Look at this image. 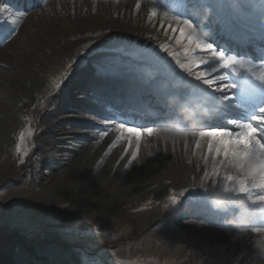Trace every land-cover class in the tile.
I'll use <instances>...</instances> for the list:
<instances>
[{
    "label": "rangeland",
    "instance_id": "obj_1",
    "mask_svg": "<svg viewBox=\"0 0 264 264\" xmlns=\"http://www.w3.org/2000/svg\"><path fill=\"white\" fill-rule=\"evenodd\" d=\"M155 2L157 7H162ZM40 22L41 25L46 24L42 18ZM16 37L12 41L13 47L0 55V244L10 248L54 247L61 254L58 264H247L241 258L236 259L234 251L217 247L216 240L222 243L225 237H230L216 234L209 236L208 243H202L201 239L206 238L203 235L205 231L185 233L186 228H170L172 226L166 222L168 213L175 206L193 199L194 192L202 184L210 183L211 178L209 175H205L204 179L199 176L197 183L182 178L195 187L175 186L172 180L160 174L161 167L166 170L172 167L168 154L164 157L148 156L143 145L139 144L138 151L137 144L132 145L131 149L138 153L141 162L128 170L120 167L115 172L105 173L103 183L111 184V188L91 181L88 171H83L76 183L67 180L65 183L48 168L54 156L58 159L65 157L62 169L67 165V153L58 149H74L77 146L85 153L86 147L90 148L93 141L86 137V132L95 129H86L70 141L65 140L63 134L72 133L71 125H62L56 138L50 137L48 141L44 138L48 135L41 136L43 122L35 114V111L41 110L37 108L44 102L42 97L63 86L80 64L84 66V61L93 62L111 54L114 57L123 55L124 66L132 70L136 62L130 58L142 56V46L135 42L130 50L127 44L129 38L118 36L115 39L116 36H111L113 41L105 44L110 48L109 55L104 54L105 51H101L98 45H95V50L92 47V50L82 53L76 51L74 58L53 54L44 63L47 71L41 78H26L31 86L44 87L39 88L41 94H38L25 89L23 72L15 66L18 61H27L26 51L32 50V45L41 41V33L36 38L24 37L23 34L22 38L19 35ZM137 46L141 47L140 51L136 50ZM91 108L94 109L93 106ZM68 110L66 113L58 111V117L61 120L63 117L76 118L78 112L83 115L82 109L74 110V114L70 111L71 107ZM85 118L92 117L86 115ZM80 136L83 138L79 139ZM52 140L55 144L49 153L50 161L48 159L46 163L41 160L42 154L37 146ZM128 148L129 145H125L123 150ZM204 151L207 156V149ZM68 155L72 156V153ZM87 157L85 169L89 164L96 168L99 166L98 161L95 164L92 151ZM108 160L103 163H109ZM193 161L205 163L200 158ZM207 174H211V170ZM213 176L216 186L225 185L223 179ZM120 184L125 190L116 194L115 188H120ZM149 184L152 186L147 188ZM172 198L176 199V205L171 203ZM144 210H147V215L141 218L137 213ZM1 258L0 255V264ZM39 260H44V257ZM6 263L9 264L8 261Z\"/></svg>",
    "mask_w": 264,
    "mask_h": 264
},
{
    "label": "bare ground",
    "instance_id": "obj_2",
    "mask_svg": "<svg viewBox=\"0 0 264 264\" xmlns=\"http://www.w3.org/2000/svg\"><path fill=\"white\" fill-rule=\"evenodd\" d=\"M7 1L11 0H4V3ZM35 1L24 0L19 4L18 7H25V11L20 14L21 17H18V19H16L17 16L14 17V20L16 21L11 26V30L14 25L17 27V30L15 31L14 36L11 37L10 41L8 40L6 42L9 43L0 48V55H4L7 49L13 47L12 41L17 38L16 36L19 35V37L22 38L23 34L24 37L30 36L32 38H36L37 35L39 36L41 33V41L33 44L32 50L26 51L27 61L25 63L18 61L17 66H15L16 68L21 69L23 72L22 82L26 90L30 92L36 91L38 94H41V90L39 88L44 87H33L29 83H27L26 78H41V76H43L47 71L44 63L52 58L53 54L58 53L59 55H69L71 56V58H74V56H76V51H81L82 53L84 51L90 50L93 46L98 45L99 48L102 49L101 51H105L104 54L109 55L110 48L105 44L113 41L111 39V36H116L115 39H117L118 36H126L127 38H129L127 39V44L129 45L128 48L130 50L135 45V42L142 46L143 50H141V47L139 46L136 47L137 51H143L142 56L137 57L136 61L143 73H146L148 71V74L146 76L145 74H142V76L137 79L131 74L132 71L128 70L124 66V62L118 61L117 57H104L102 59L96 60L95 62H89L87 67L71 75L65 82L66 84H64L63 86L56 85L58 87L55 91H53L49 95H45L42 97V100H44V102H41L40 106L37 108L38 110L41 108V110L35 111V114L43 122V129L41 130L43 132H41V136L48 135L44 137L48 141L50 140V137L54 139L56 138L57 132L61 130L63 122L69 124L65 120L61 121V119H58V115L56 112H58L59 110H64V108L66 107L64 102L67 100V98L72 96V93L73 91H75V89L77 90L78 94L83 95L86 100L91 101L97 99L99 101H102L101 97H103V106L105 108L112 109L122 116L133 115L142 118L145 124L149 123L150 121H158L144 117V114L147 112L155 114L161 112V110L157 107L145 104V96L147 93L146 89L143 87L138 88L137 85H142L143 80L148 79V83H151L155 93H165V91L170 88L174 90L175 85H170L169 83L164 81H161L159 82V84H157L153 80L157 75V66L155 60L156 58H158V56H164L165 59L171 60L173 64H175V60L184 62L187 59V56L184 55L185 49L187 48V39L185 37L179 44L176 43V40L180 35L179 27L175 24L174 21L163 19V14L166 11L162 7H157V15L150 19V0H139L140 8L136 7L137 0H134L133 3H91L85 0H55L54 2L50 1L45 3L38 10L33 9L31 11H28L33 8L29 7L28 4ZM45 1L47 0L42 1L40 5H42ZM170 1L172 2L173 0ZM212 1H215L217 5L225 6V8L222 9V13H226V18H228L229 13L231 12V10L227 8L228 0ZM201 3L206 4L208 3V1L201 0ZM262 7H264V0H252L251 10L248 16L253 22H258L260 15L259 10H261ZM210 11L211 9L206 11L202 10L200 12L208 14L210 13ZM41 18L43 19V22H46V24L41 25ZM207 18L213 19L211 14H208ZM213 20L215 30L219 32H216L214 30L212 32L214 34L223 33L224 30L219 29L221 21L219 19H216V17ZM238 20L248 22V20L244 17H236L233 15L231 24H237ZM202 22L206 24L207 19L205 18V20H203ZM210 24L211 21L207 22L206 26L209 27ZM174 27L176 28L175 32H173ZM10 34L11 32L9 33V35ZM20 43L22 44L23 42ZM249 43L252 46L255 45L252 40H250ZM162 44L167 49V51H161ZM234 47L236 48V50L240 49V47H237V45H235ZM246 50L251 49L247 47ZM169 53H171L172 55L170 56ZM188 54L191 55L190 48H188ZM148 64H151V67H153L154 70L147 68ZM92 71L93 73H95L93 76L91 75V79L95 80L97 78L94 79V76H99L98 81L100 79H105L104 77L107 75L116 77V75L122 76L125 74L126 76L123 82V92L125 93L122 94L123 87L121 86V84L120 86H117L115 88L119 90L120 94H114L113 98L109 96L111 90L104 87L106 86V83L104 85H101L98 83H94V81H91L87 84V86L89 87H87L86 93H84L82 89L79 90V88L74 87L75 82L81 78V75L86 76V74H91ZM115 79L118 80L117 77ZM108 81L109 79H105L104 82ZM116 85H118V83H116ZM138 94L140 95L138 101L133 102V99H131L128 105L125 104V98H132L133 96H137ZM184 104L190 105L189 108H197V111L204 108L198 107L195 103ZM124 109H126V111ZM210 120L213 121L212 118H210ZM75 121L77 122V124H80L79 122H82L83 120L77 118L75 119ZM165 121H169V119ZM184 124H181V126H183ZM106 126L107 127L103 128L105 134L101 133L97 135L93 140V142L96 143L97 146H100V148L92 146L90 148L86 147L85 153L81 148H79L78 151L72 149L64 151L65 153H67V156H69V151H73L75 155L69 156V162L66 167L62 172H60V174H56L54 176L59 177L61 181L64 182L67 180L76 183L81 178L82 172L84 171L85 173L86 171H88L90 176L89 179L91 181H93L94 183H98L104 188H111V184L108 185L103 183L105 181L106 174L115 172L120 167L128 170L133 165L140 163L141 160L137 153V158L132 161L129 167L125 168V164L128 163V161L132 158V153L136 152L134 149H131L132 145L137 144L136 139L135 137H130L127 132H122L118 128L113 129L109 128L108 125ZM67 140H70V138H67ZM197 142H199V147H197ZM54 144L55 142H53L52 140L45 145L37 146V148L40 149V153L42 154L41 160L43 162L48 161L50 150L52 147H54ZM125 145H129V148L123 150V147ZM140 145H143L145 155L154 157H164L165 154L169 155V162L171 163L172 167L171 169L167 170L161 167L160 174L172 180L174 182V185L177 187H195L194 184H188L187 181H184L182 178H189L191 180V183H197L199 176L204 179V176L208 172V170H211V174L208 175L211 178V182H213L215 180V176H213V173L217 168L220 172V175L217 177H220V179H223V176L226 174H237L234 167L224 166L221 164L222 157H215V159H213L214 152L210 153L207 149V138L199 137V132H182V134H178L175 131L156 130V132L152 136L143 134L141 137ZM204 149H207L209 153L207 156ZM91 151L96 160L95 164L98 161L99 163H97V165L99 166L96 168L95 165L91 166L89 164L85 169L84 167L86 164H84V162L88 158L87 156ZM103 156L109 159V163H103L106 162ZM60 158L61 161H65L64 156H61ZM194 158L205 160V163L201 164L199 162H194ZM191 161L193 165L191 164ZM105 165L106 169H103V166ZM202 167H204V169L201 171ZM114 177L112 178L113 180ZM226 183L227 182L225 181V184ZM151 186L152 184H149L147 188H150ZM223 186L224 185H217L218 188H223ZM232 186L233 185H229V187ZM121 187L122 184H120V188H115L116 194H119V192H123V190H125V187ZM157 191L153 192L158 194ZM259 194L261 193L252 192L246 195L236 193H232L231 195L235 196L237 201H251L255 199V197ZM193 195L198 196V191L194 192ZM229 208H227V211H229L230 214H234L230 212ZM147 210L140 211L137 214H140V217L144 218L147 215ZM196 216L205 220V222L202 223L204 225L200 226L197 223L182 222L179 225V229L186 228L184 230L185 233L199 232L197 230H200L201 232L205 231L203 235L206 238L201 239L203 241L202 243H208L211 239V237L209 236H215L216 234H222L227 236L228 238L230 237L229 239L225 237L222 243L220 240H216L215 243L217 244V247H225L226 250L229 249L230 251L236 250V259L241 258V261H244L247 264H264V257H261L259 255L257 249L254 246L257 240H261L262 242H264V237L261 236L259 230L260 228H262V226H259L260 228L255 227V230H250L245 235L237 236V233L234 231L215 229L210 227V225H213L209 223L212 219L210 220L205 218L207 216L203 215L202 213H198V215ZM0 255L10 264H58L60 263L58 260L60 259L59 255L61 254L57 251L56 248H47L43 247V245L34 246L32 248H10L6 244H0ZM42 257H44V260H39ZM238 264H240V262H238Z\"/></svg>",
    "mask_w": 264,
    "mask_h": 264
},
{
    "label": "snow or ice",
    "instance_id": "obj_3",
    "mask_svg": "<svg viewBox=\"0 0 264 264\" xmlns=\"http://www.w3.org/2000/svg\"><path fill=\"white\" fill-rule=\"evenodd\" d=\"M251 2L252 0H228L227 8L231 12L226 22L231 24L233 15L246 18L248 27L254 29L264 42V7L258 22H253L248 16ZM150 5L151 19L157 15L155 0H150ZM136 7L140 8L139 0ZM217 8L224 9L225 6L202 3L191 12L211 9L215 13ZM4 11V8H0V13ZM191 12L186 5L177 4L163 14V19L174 21L179 27L180 35L176 43L179 44L186 37L187 48L184 55L187 59L184 62L175 60L173 64L164 56H158L155 60L156 83L164 81L175 85L174 90L170 88L164 95L172 96L181 103H195L198 107L205 108L211 106L212 120L221 123L201 125V128L207 130H200L199 137L207 138V149L210 153L214 152L213 159L222 157V165L236 169V175L223 176V180L227 182L223 189L230 194L246 195L258 192L261 194L253 200L264 202V58L253 59L222 46L210 28L201 25ZM175 31L174 27L173 32ZM3 39L0 38V43ZM252 40L254 42L255 36ZM188 48L191 49V55L188 54ZM161 51H167L163 44ZM261 55L264 57V46ZM117 127L122 132H127L130 137H135L137 151L142 135L152 136L156 132L155 128L146 125L126 127L125 121L118 122ZM136 158L137 152H133L125 168ZM253 161L258 165V169L245 172V166ZM20 162L23 163L22 160ZM213 175H220L218 168ZM217 189L215 182L202 184L197 196L199 203L210 206L209 197ZM171 203L176 205V199L172 198ZM254 222L255 219L251 223ZM259 230H264V227Z\"/></svg>",
    "mask_w": 264,
    "mask_h": 264
},
{
    "label": "clouds",
    "instance_id": "obj_4",
    "mask_svg": "<svg viewBox=\"0 0 264 264\" xmlns=\"http://www.w3.org/2000/svg\"><path fill=\"white\" fill-rule=\"evenodd\" d=\"M180 115L183 121H191L193 126L197 123L195 113L191 110L181 109ZM172 123L174 131L178 134H182L183 128L181 126V121H173ZM256 169H258V165L253 161L245 166L244 171L251 172ZM209 204L213 209L221 211L229 207L236 208V214L226 222V227L230 230H234L237 236L247 234V232L251 230L248 225L254 219H264V202H258L256 200L237 201L223 188H218L216 191L212 192L209 197ZM260 233L261 236L264 237V230H260ZM254 246L259 255L264 257V242L257 240Z\"/></svg>",
    "mask_w": 264,
    "mask_h": 264
}]
</instances>
